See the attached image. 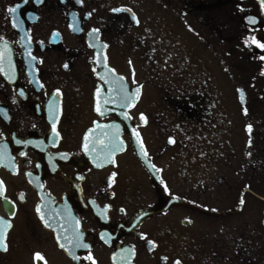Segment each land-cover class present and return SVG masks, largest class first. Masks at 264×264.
Masks as SVG:
<instances>
[{"label":"flooded vegetation","instance_id":"af4514ba","mask_svg":"<svg viewBox=\"0 0 264 264\" xmlns=\"http://www.w3.org/2000/svg\"><path fill=\"white\" fill-rule=\"evenodd\" d=\"M0 37V264H264L257 0H0Z\"/></svg>","mask_w":264,"mask_h":264},{"label":"snow or ice","instance_id":"6c2138e0","mask_svg":"<svg viewBox=\"0 0 264 264\" xmlns=\"http://www.w3.org/2000/svg\"><path fill=\"white\" fill-rule=\"evenodd\" d=\"M23 2H24V3H27L28 0H23ZM36 2H37V3H43V0H36ZM79 2H82V0H79ZM19 7H20V5H17V6H14V7H10V8L7 10V11L9 12V14H12V18H13V27H18V26H19V25L17 24V17L15 16V14L17 13V10H18ZM114 11H117V12H118V11H129V12H130L131 10H130V9H114ZM89 15H91V14L89 13ZM132 18H133V20L136 19V17H135L134 14H133ZM74 19H75V17H74ZM136 22L138 23V21H136ZM251 22H252V23H255V21H251ZM19 23L22 24L23 21H20ZM98 32H99L98 29H93V30H92V33H90V35L95 34V33H98ZM54 35H57V34H54ZM2 39H3V38L0 37V40H2ZM253 40H254V42H256V41H255V38H253ZM256 43H257V46H258V47L264 49V44H260L259 42H256ZM5 47H7L6 44H5ZM102 47H105V48H106L107 45H103ZM2 58H3V57H2V54H0V59H2ZM32 59L35 60V57H32ZM104 59H105V61H106V60H107V57H105ZM260 59H261V60H264V56L260 57ZM65 67H67V65H65ZM118 79H119L120 81H123L124 78H123V77H119ZM120 91H121L122 93L124 92V86H123V85H121ZM138 94H139V89H136V95L138 96ZM21 95H23L22 92H21ZM241 98L243 99V96H241ZM128 99H130V97H129L127 94L122 95V96H121V101H122L121 106H123V101H124V100H128ZM0 111H2V110H0ZM5 115H6V114H5ZM140 119H141L142 121H145V122H146V119H145V117H144L143 115H141ZM53 131H55V126H53ZM57 135H58V133H57ZM137 135H138V134H137ZM170 142H172V141H170ZM85 147H87V146H85ZM141 149H143V145H142V144H141ZM144 155L146 156L147 154L144 153ZM98 166H99V165H98ZM28 175H31V174L29 173ZM114 175H115V173H113V176H114ZM3 191H4L3 182H0V194H2ZM240 203H241V204L244 203L243 198H241ZM39 210H40V209L38 208L37 211L39 212ZM105 211H107V208H105ZM41 219H43V217H41ZM9 227H11L10 224H7V223H5L4 221L0 220V250H3V251H7V244L5 243V237H6L7 229H8ZM65 239H66V238H65ZM58 240H59V238H58ZM69 243H73V242L69 241ZM149 243L151 244V242H149ZM59 246H60L61 248H64V247H65V244L60 243ZM73 247H75V248H80V247L88 248L89 245L81 243V238H80L79 236H77L76 241L73 243ZM74 259L79 260L80 257H74ZM84 259L92 260V264H95V261H94V259L91 257V255L85 257ZM42 260H44V257H43L41 254L36 253V254L34 255V261H42ZM177 264H179V262H177Z\"/></svg>","mask_w":264,"mask_h":264},{"label":"water","instance_id":"95a60500","mask_svg":"<svg viewBox=\"0 0 264 264\" xmlns=\"http://www.w3.org/2000/svg\"><path fill=\"white\" fill-rule=\"evenodd\" d=\"M258 3H259V5H260V8H261V11H262V13H263V15H264V0H258ZM247 17V16H246ZM256 23V22H255Z\"/></svg>","mask_w":264,"mask_h":264}]
</instances>
